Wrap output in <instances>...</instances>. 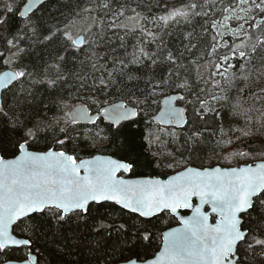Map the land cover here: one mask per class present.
Masks as SVG:
<instances>
[{"label":"snow or ice","instance_id":"snow-or-ice-1","mask_svg":"<svg viewBox=\"0 0 264 264\" xmlns=\"http://www.w3.org/2000/svg\"><path fill=\"white\" fill-rule=\"evenodd\" d=\"M38 2L39 0H27L21 9L15 0L11 3L0 0V6L5 12V16L0 17V25L8 22L9 15H18L25 32L31 26L30 30L35 34L36 23L29 13L35 14ZM220 4L221 7L217 9L216 0H204L203 4L197 3L196 0H181L179 7H166L163 15L148 21L153 28L164 32L172 24H179L181 21L191 24L192 18L197 16L206 18L201 25V36L209 31L212 35L210 43H206L209 50L202 55L210 58L207 65L214 69L209 73L210 81L205 82H211L213 88L220 86L216 76L228 85L236 78L234 65L229 63L230 60H244L245 63L240 64V69L243 70L258 50H264V0H220ZM205 6L210 7L215 15L207 11H197V8L203 9ZM96 9L110 10V0H100L95 8H85L83 11ZM132 11L135 12L134 9ZM125 13L126 7L123 5L113 11V20L109 27L125 28L132 32L138 29L142 38L147 37L152 42L160 39L163 44L158 33L142 24V20L146 18L141 17L139 13L125 17ZM254 14L260 18L254 19ZM121 17H125L128 23H117ZM250 21L252 23H249ZM97 22L103 30L104 20L92 17V24ZM233 22L236 27H232ZM91 28L92 25H89L85 31L91 32ZM60 31L57 28L55 32L45 36L44 40L50 41ZM255 32L260 35H254ZM194 36V32L185 33V39L189 41L191 48L198 47V44L192 43ZM226 37H231V43ZM26 38V35L21 36L17 31L10 39H6V47L4 51H0V59L12 70L0 75V89L11 90V86L19 83L20 91H25L22 86L24 78L32 74L26 67H13V64L24 51L20 43ZM63 39L69 47L81 52L92 46V42L85 40L84 36L77 34L73 37L68 25L63 30ZM120 39L123 40V37ZM157 47L159 51L151 54L144 47H139L133 52L130 63L147 67L144 64L147 59L151 60L152 65L158 62L178 65V58L173 52L168 51L166 46ZM186 50L189 49L186 47ZM163 51L168 52L163 60L153 58L161 55ZM58 59L63 61L65 57L60 56ZM86 59L91 60L87 53ZM121 63L120 75L123 77L124 69L128 65ZM92 68L97 70L96 62H92ZM52 69H55L57 74L55 78L47 80L49 87H55L58 81L65 79L59 65H49L46 71ZM230 69L233 71L230 72ZM114 71L108 72L107 78H100L99 85L95 86L97 90L111 88L117 83L113 78ZM171 76L170 70L167 78L155 84L151 79L147 80L146 84L151 85L152 90L143 101L137 97L131 101L133 106L123 102L115 104L110 109L99 110L100 115L113 125L133 121L139 115L140 106L155 95L157 88L170 85ZM78 79L83 81L86 78ZM127 79L139 80L140 77L128 75ZM175 87L187 89L189 85L185 80L175 84ZM210 98L217 102H227L228 99L226 95L215 94ZM129 99L131 100V97ZM191 103H199L201 110L205 112L216 111L207 107L208 100L200 96ZM232 107L234 115L245 114L240 110L239 103L233 104ZM73 108L74 110L66 114V119L57 117L49 123L42 119L33 120L23 111L13 120V127L19 131L11 145L14 158L5 159L0 156V253H6L12 246L27 251L16 260L9 259L5 264H39L38 253L34 254L32 251L36 238L52 226L62 235L61 230L69 225H75L77 228L87 226L89 231L101 239L104 238L102 233H109L115 227L117 233L126 239L121 245L113 247L112 264H257V257L264 261V163L254 167L246 164L227 169L212 167L199 170L189 167L170 176L166 181L123 179L117 173L131 171L132 163L99 156L85 160L74 154L75 149L72 150L73 154L65 150L66 143L74 139L70 135L74 126L80 121L95 123L97 119L84 108ZM11 110L10 108L9 111ZM0 115H8L3 105H0ZM161 119L168 122L183 121V109L177 110L169 106L162 112ZM61 123L64 126L59 127L58 132L55 131ZM49 132L52 133L51 137ZM241 134L248 136L250 132L242 131ZM199 135L194 133L193 139ZM97 138L99 137H93ZM42 140L46 150H32ZM49 142L55 147H48ZM232 143L231 139L225 141L222 137L217 142V147L227 151ZM229 154L249 155L246 152ZM194 197L198 198L199 203L192 202ZM105 201H112L123 209H129L132 213H137L138 217H153L165 212L176 215L179 209H191L192 215L180 216L182 227L164 231L161 237L162 247L149 255L146 250H136L140 241L151 243L153 233L148 223L138 218L132 224L124 222L116 225L110 214L102 211ZM204 205L210 206L211 212L218 215L219 218L214 224L209 223V214L202 210ZM13 225L19 227V235L13 234ZM141 248H144L143 244Z\"/></svg>","mask_w":264,"mask_h":264},{"label":"trees","instance_id":"trees-1","mask_svg":"<svg viewBox=\"0 0 264 264\" xmlns=\"http://www.w3.org/2000/svg\"><path fill=\"white\" fill-rule=\"evenodd\" d=\"M3 2L11 3L13 0H3ZM15 2L20 6L23 0H15ZM98 2L100 0L45 1L35 9L34 15L29 14L36 23L35 34L31 32V26L25 32L18 15H9L8 22L0 25V51H4L6 39H10L17 31L21 36H27L20 43L24 51L15 59L13 67L17 65L26 67V70L32 74L24 78L22 86L25 91H20L19 83L11 86V90L2 91L0 105L4 106L8 115H0V155L4 157L14 155L11 145L19 135V131L13 127V120L21 111L31 116L33 120L42 119L45 123H49L57 117L66 119L69 107L78 102H84L91 111H97L106 102L117 98L129 104L137 97L143 101L152 90L151 85L146 84V81L151 79L155 84L167 78L171 70L170 85L157 88L155 95L149 97L146 103L140 106L139 115L133 121H123L119 125L105 122L102 118L97 119L95 123L79 122L73 127L70 135L74 139L66 143L65 150L73 154L72 150L75 149L74 154L79 158L90 156L94 152L109 153L132 163L133 168L129 172L131 175L161 177L187 165L237 166L264 159V50H258L243 70L240 69V64L245 61L233 59L236 78L232 84L228 85L216 76L215 79L220 81V86L213 88L211 82L205 83L210 81V71H214L207 65V60L210 58L202 55L209 50L206 43H210L212 35L209 31L201 36V25L204 24L205 17H193L191 24L181 21L160 32L148 21L163 15L166 7H179L181 0H110V10L83 11L85 8H95ZM196 2L203 4L204 0H196ZM122 5L126 7L125 17L139 13L141 17L146 18L142 20V24L158 33L162 37L163 44L160 39L152 42L147 37L142 38L138 29L132 32L125 28L109 27L113 20L112 12ZM215 6L217 9L221 7L220 0H216ZM133 9L135 12L132 11ZM197 11H207L215 15L208 6L203 9L197 8ZM3 16L5 12L0 6V17ZM92 17L104 20L103 30L98 26V22L92 24ZM125 17L119 18L117 23H128ZM259 18L255 15V19ZM66 25L73 26L74 29L77 26L84 29V38L91 41L92 46L86 48L84 52L69 47L63 39ZM89 25H92L91 32L85 31ZM245 27L247 28V25ZM57 28L61 31L56 36L50 41L44 40L45 36L55 32ZM188 32L195 33L192 43L198 44L197 48H191L189 41L185 39V33ZM254 35L260 33L255 32ZM121 37L123 40L120 39ZM157 45H161V48L166 46L168 51L173 52L178 58L179 66L159 62L152 65L151 60L147 59L144 60L147 67L130 63L136 49L144 47L151 54L159 51ZM186 47L189 50H186ZM86 53L91 60L86 59ZM167 54V51H163L161 55L153 58L161 61ZM60 56H64L65 59L60 61L58 59ZM92 62L97 63L95 71ZM121 62L128 65L124 69L123 77L120 75ZM54 64L60 66V72L65 79L58 81L55 87H49L47 80L55 78L57 73L55 69L48 71L46 69ZM100 65L105 67L100 68ZM6 67L9 65L4 64L3 59H0V70ZM112 71L117 83L111 88L97 90L95 86L99 85L100 78H107L108 72ZM128 75L138 76L140 79L128 80ZM78 77L86 79L81 81ZM185 80L189 85L187 89L175 87V84ZM171 91L180 92L179 102L186 108L187 121L182 127L162 125L151 118L159 107L160 97ZM212 94L226 95L227 102L211 100ZM197 96L207 99V107L216 111L205 112L201 110L199 103H191ZM236 103H239L244 115L233 114L232 106ZM63 126L61 123L55 131L58 132L59 127ZM162 130L165 133L160 137ZM242 131H248L250 135L243 136ZM167 133L169 136L165 135ZM194 133L200 135L193 139ZM48 135L51 137L52 133L49 132ZM93 137L99 138L93 139ZM222 137L225 141L231 139L233 142L227 151L217 147V142ZM48 147L55 146L49 142ZM34 149L45 150V142L42 140ZM235 152H246L249 155L229 154ZM103 204L102 211L110 214L116 225L124 222L132 224L138 218L148 223L153 233L151 243L140 241L136 250L141 252L146 250L149 255L159 249L162 230L177 222L176 217L167 212L145 218L138 217V214L114 203L103 202ZM13 228L14 233L19 235V227L13 225ZM61 232L62 235L58 234L52 226L36 238L32 251L34 254L38 253L39 264H112L113 247L121 245L126 239L117 233L115 227L109 233H102L103 239L83 225L80 228L69 225ZM141 244L144 248H141ZM26 251L27 249L12 246L6 253H0V261L17 259ZM257 264H264V261L257 257Z\"/></svg>","mask_w":264,"mask_h":264},{"label":"water","instance_id":"water-1","mask_svg":"<svg viewBox=\"0 0 264 264\" xmlns=\"http://www.w3.org/2000/svg\"><path fill=\"white\" fill-rule=\"evenodd\" d=\"M45 1H47V0H39V2L35 6V9L39 5H41L42 3H44ZM26 2H27V0H23V2L20 5V8L21 9L23 8V4L26 3ZM78 34L81 35V36H84L82 33H78ZM10 70H12L10 67H6V68L0 70V75H2L3 72H5V71H10ZM2 91H3V89H0V103L2 102ZM179 96H180V92L171 91V92L164 93L160 97L159 107L156 108L157 110L152 114L151 118L154 121H156V122H158V123H160L162 125H166V126L167 125H173V126H176V127H182V126H184V124L187 121V113H186V108H184L185 106L179 102ZM169 97H172V99L170 100ZM122 102L125 103V104H128L129 106H133L132 104L126 103L123 99H118L117 98L114 101L106 102L105 104H103L102 106H100V108L97 111H91L89 109V107L87 106L86 103H84V102H78V103H75V104H73L72 106L69 107L68 113L70 112V110H74L73 106H75V108H84V109H86L89 112V114H91L93 116H96L97 119H99V118H102V116L100 115V111L99 110L104 109V108H109L110 109L113 105L119 104V103H122ZM169 106H171V107H173V108H175L177 110L183 109V121H179V122H168L166 119H161L162 112L164 110H166ZM97 119L95 120V122L97 121ZM103 121L109 122L108 120H105V119H103ZM81 122H83V123H92V122H88V121H80V123ZM32 150H35V149H32ZM55 150L59 151L60 149L59 148H57V149L55 148ZM37 151H43V150H37ZM0 156H2V155H0ZM97 156H99V157H111L113 159H118V160H121V161L128 162V161H126L124 159H121V158L119 159V157L113 156V155H111L109 153H103V152H96V153L94 152V154H92L90 156L81 157L80 159L90 160V159H93L94 157H97ZM4 158L5 159H12V158H14V155L13 156H9V157H4ZM259 163H264V159L256 160L253 163H245V164L242 163V164L237 165V166L236 165H232V166H222L220 164H214L212 166L200 167V166H194V165H187L184 168L179 169V170H177L175 172H172V173L168 174L165 177H161V176H157V175H131V174H129L130 171L129 172L121 171L120 173H117V175L120 176L123 179H157V180H161V181H166V180L169 179L170 176L176 175L178 172H182L186 168H189V167L196 168V169H199V170H203L204 168H212V167H220L222 169H227V168H232V167L245 166L246 164H251L254 167L256 164H259ZM105 202L114 203L112 201H105ZM192 202L194 204H196V203H199V200H198V198H195L194 197L193 200H192ZM126 210L131 211L129 209H126ZM202 210L205 211V212H207L209 214V223H211V224H214L215 221L219 218L216 213H212L211 212V208L208 205H204V207H203ZM191 215H192V210L191 209H179L178 210V213L176 215H174L176 217V219H177V222L175 224H173L171 226H168L165 229H163L162 232H161V237H162V233L164 231H168L170 228L182 227V225L180 224V220H179V217L180 216L187 217V216H191ZM13 234L16 235L15 233H13ZM161 247H162V240H161V244H160L159 248H161ZM8 260L9 259L4 260V261H0V264H5V262L8 261ZM11 260H16V259H11Z\"/></svg>","mask_w":264,"mask_h":264},{"label":"rangeland","instance_id":"rangeland-1","mask_svg":"<svg viewBox=\"0 0 264 264\" xmlns=\"http://www.w3.org/2000/svg\"><path fill=\"white\" fill-rule=\"evenodd\" d=\"M131 16H133V15H131ZM254 19H255V15H254ZM237 25H236V23L235 22H233L232 23V27H236ZM246 26V25H245ZM76 29H74V27L72 26V27H70V31H71V34L73 35V37H75L78 33H84V29H81L80 28V26H77V27H75ZM79 28H80V30H79ZM226 39H228V41H229V43H231V37H226ZM238 42V41H237ZM232 61H233V59L232 60H230L229 61V63H231L232 64ZM230 71V70H229ZM231 72V71H230ZM221 80V79H220ZM222 81V80H221ZM68 112V111H67ZM168 132H170V131H168ZM164 133H165V131H163L162 130V133H160V137L162 136V135H164ZM165 135H167V136H169L168 135V133L167 134H165Z\"/></svg>","mask_w":264,"mask_h":264}]
</instances>
